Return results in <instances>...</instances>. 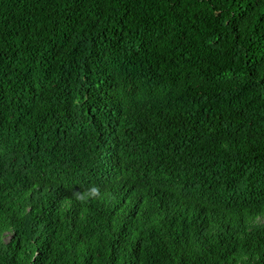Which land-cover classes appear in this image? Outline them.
I'll use <instances>...</instances> for the list:
<instances>
[{"label":"trees","instance_id":"1","mask_svg":"<svg viewBox=\"0 0 264 264\" xmlns=\"http://www.w3.org/2000/svg\"><path fill=\"white\" fill-rule=\"evenodd\" d=\"M0 264H264V0H0Z\"/></svg>","mask_w":264,"mask_h":264}]
</instances>
